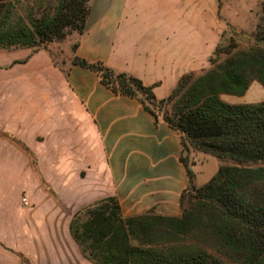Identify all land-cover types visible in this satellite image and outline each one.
<instances>
[{"label": "crops", "instance_id": "obj_1", "mask_svg": "<svg viewBox=\"0 0 264 264\" xmlns=\"http://www.w3.org/2000/svg\"><path fill=\"white\" fill-rule=\"evenodd\" d=\"M132 1L97 0L93 10L90 3L75 55L153 85L160 99L182 74L206 68L211 55L209 26L197 41L181 15L213 14L215 47L225 24L217 14L251 31L255 22L246 28L244 18L261 0H160L155 12H137ZM150 16L157 20L147 24ZM71 56L55 64L44 49L0 50V264H92L68 224L103 197L114 196L123 217L180 213L188 185L181 134L160 116L154 121L136 99L111 92L96 72L71 64ZM243 95L220 98L247 103L237 101ZM187 154L189 164L210 161L196 187L229 165L192 148Z\"/></svg>", "mask_w": 264, "mask_h": 264}, {"label": "trees", "instance_id": "obj_2", "mask_svg": "<svg viewBox=\"0 0 264 264\" xmlns=\"http://www.w3.org/2000/svg\"><path fill=\"white\" fill-rule=\"evenodd\" d=\"M13 1L0 0V50L44 49L51 56L48 43L85 29L90 0H55L39 16L27 15L26 22L11 19ZM252 38L246 49L232 40L217 43L207 69L182 74L160 99L153 85L114 72L101 61L88 62L75 55L77 43L72 45L71 64L96 72L111 92L136 99L154 121L160 116L181 134L183 151L192 148L229 162L196 187L179 157L188 194L179 196L178 216L148 210L123 217L114 196L76 210L68 231L90 263L264 264V200L256 194L264 186V101L228 103L220 98L243 95L252 81L264 88V0Z\"/></svg>", "mask_w": 264, "mask_h": 264}, {"label": "rangeland", "instance_id": "obj_3", "mask_svg": "<svg viewBox=\"0 0 264 264\" xmlns=\"http://www.w3.org/2000/svg\"><path fill=\"white\" fill-rule=\"evenodd\" d=\"M54 2L55 0H16V1H13V14L11 16V19L14 21L16 20L17 17H19L23 20V22H26L27 15L31 14L33 16H39L41 13L50 10V8H52V6L54 5ZM96 2L97 0L94 2V6H93V1L90 2L92 10L95 9ZM171 2L172 0H163L162 3L163 5H167V4H170ZM159 3H160V0L159 1L158 0H133L131 7H133L137 12L145 11V10L155 12L157 7L159 6ZM258 10H259V6L257 7L254 6L252 9L253 17L244 18L246 28H249L248 26H250L251 28V25H253L254 22H256ZM217 18L225 22L222 32L220 33L221 37L219 35V38L217 39V43L225 45L229 40H232L238 49H246L252 44V40H253L252 35L254 32V28L251 31L241 30L235 26H231L230 24H228L227 21H225V18L218 14H217ZM228 19L231 20L233 18L228 17ZM156 20L157 18L155 16L153 17L150 16L148 18V22L146 23L152 24L156 22ZM166 20L167 18H165V23H166ZM180 21L184 25L189 24L190 30L195 32L197 41L200 36L204 34L208 35L209 28L211 29V34H212V40L210 42L211 46L209 45V43L206 45V51H208L210 48V51H211L210 54H211L214 48V32H213L214 31V15L211 14L210 17L200 16L198 13L192 14L188 17L186 15H181ZM77 36L78 35L75 31H71L63 39L59 41H51L50 43L46 45V48L49 50L55 62L60 63L63 57L68 58V56L71 55V47L76 42ZM211 56L212 55H210L209 57ZM207 68H208V63H207L206 68L204 69H207ZM237 101H240V102L243 101L247 103L264 101V88L260 86L256 81H252L246 93L242 96L241 99H238ZM182 154H183V158L185 160L186 165L189 167L192 173V183L195 186V184L199 183L198 181H200L207 175V172L210 168V161L209 159L205 160V159L199 158L198 161H196L194 164H189L187 152L182 150ZM207 180H205V182ZM183 192L185 194V197H187L188 191L185 190ZM256 194L259 200H264V186L262 185L258 186L256 188Z\"/></svg>", "mask_w": 264, "mask_h": 264}, {"label": "built area", "instance_id": "obj_4", "mask_svg": "<svg viewBox=\"0 0 264 264\" xmlns=\"http://www.w3.org/2000/svg\"><path fill=\"white\" fill-rule=\"evenodd\" d=\"M21 202H23V203H24V202H25V198H21Z\"/></svg>", "mask_w": 264, "mask_h": 264}]
</instances>
